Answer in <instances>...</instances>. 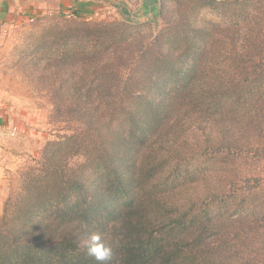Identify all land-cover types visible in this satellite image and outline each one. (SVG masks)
<instances>
[{
  "label": "trees",
  "instance_id": "16d2710c",
  "mask_svg": "<svg viewBox=\"0 0 264 264\" xmlns=\"http://www.w3.org/2000/svg\"><path fill=\"white\" fill-rule=\"evenodd\" d=\"M122 9L36 33L50 47L30 75L71 132L22 171L0 264H264V0Z\"/></svg>",
  "mask_w": 264,
  "mask_h": 264
},
{
  "label": "rangeland",
  "instance_id": "374dc122",
  "mask_svg": "<svg viewBox=\"0 0 264 264\" xmlns=\"http://www.w3.org/2000/svg\"><path fill=\"white\" fill-rule=\"evenodd\" d=\"M85 1L90 2L91 10L85 15L53 12L3 31L6 37L0 42V113L6 119L0 123V216L7 199L20 188L22 171L38 164L49 141L71 132L66 123L53 119L51 97L38 92L42 84L38 85L30 75L32 57L48 52L50 47L44 34L36 33L54 23L73 20L78 27L85 24L92 25V29L97 28L99 22L116 25L125 20L124 3L136 14L131 16L134 21L145 23L153 18L151 12L138 11L143 0ZM205 16L214 17L211 14ZM158 20L162 26V18ZM156 30L155 22L147 23L145 34Z\"/></svg>",
  "mask_w": 264,
  "mask_h": 264
},
{
  "label": "crops",
  "instance_id": "0c3cea01",
  "mask_svg": "<svg viewBox=\"0 0 264 264\" xmlns=\"http://www.w3.org/2000/svg\"><path fill=\"white\" fill-rule=\"evenodd\" d=\"M96 2V1H95ZM90 2L85 0H0V42L5 39L4 30L49 13L87 14ZM0 113V123L4 122Z\"/></svg>",
  "mask_w": 264,
  "mask_h": 264
},
{
  "label": "clouds",
  "instance_id": "9594fccd",
  "mask_svg": "<svg viewBox=\"0 0 264 264\" xmlns=\"http://www.w3.org/2000/svg\"><path fill=\"white\" fill-rule=\"evenodd\" d=\"M88 252L95 257L97 261L109 262L113 259V247L107 243L100 232L92 233L85 241Z\"/></svg>",
  "mask_w": 264,
  "mask_h": 264
}]
</instances>
